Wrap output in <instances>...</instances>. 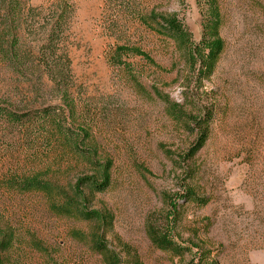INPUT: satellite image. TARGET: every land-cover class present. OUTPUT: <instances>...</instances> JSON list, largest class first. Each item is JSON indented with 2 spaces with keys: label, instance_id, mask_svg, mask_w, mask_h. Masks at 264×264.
I'll list each match as a JSON object with an SVG mask.
<instances>
[{
  "label": "rangeland",
  "instance_id": "obj_1",
  "mask_svg": "<svg viewBox=\"0 0 264 264\" xmlns=\"http://www.w3.org/2000/svg\"><path fill=\"white\" fill-rule=\"evenodd\" d=\"M47 1L27 0L34 7ZM72 2L69 55L76 107L67 122L86 128L96 160L111 164L109 187L83 194L88 210L106 214L103 240L118 264L188 262L189 253L177 257L153 246L146 233L150 223L170 230L177 243L208 252L218 264H264V0H218L225 49L211 77L200 82L173 42L142 24L151 9L173 13L198 42L201 14L195 0ZM116 44L140 46L154 60L127 59L137 82L108 63ZM9 79L0 76V100L30 108L61 105L36 75H28L31 87L20 91L8 89ZM155 90L187 112L212 111L208 139L193 158L180 160L194 140L193 125L169 118ZM6 142L7 151L0 150V225L13 245L0 260L108 264L73 236L88 234L94 223L55 214L42 193L8 190L9 172L22 173L36 162L24 141ZM80 172L65 175L62 184ZM186 186L208 202L199 206L178 197L180 219L170 228L163 195H182Z\"/></svg>",
  "mask_w": 264,
  "mask_h": 264
},
{
  "label": "trees",
  "instance_id": "obj_2",
  "mask_svg": "<svg viewBox=\"0 0 264 264\" xmlns=\"http://www.w3.org/2000/svg\"><path fill=\"white\" fill-rule=\"evenodd\" d=\"M179 1L184 3V0ZM195 3L201 14V36L198 42L193 40L187 26L173 13L151 9L142 18V24L172 41L200 82L209 79L214 73L224 52L225 42L221 36L223 16L218 0H195ZM73 14L72 0H48L38 7L31 6L27 0H0V76L10 78L5 85L16 91L30 88L26 77L36 75L41 87L49 85L61 101V105L30 108L19 106L11 99L0 100V150L7 151L8 139H20L24 141L25 150L34 153L36 162L22 173L9 172L4 185L10 191L42 193L55 214L94 223L95 228L91 232L75 231L74 238L87 242L90 249L102 255L108 264H118V256L112 253L103 240L106 214L88 210L83 194L84 190L94 194L104 192L109 187L111 164L96 160V149L86 128L67 122L76 107L71 97L74 78L69 55V30ZM132 56L155 63L148 52L131 44H116L108 57V63L123 67L137 82L127 61ZM155 95L164 103L169 118L176 123L193 125L191 130L194 140L180 160L184 162L193 158L208 139L212 111L202 109L187 112L183 105L171 100L168 95L158 90H155ZM80 169L83 172L67 184H62L61 179L65 175ZM87 170L91 173H85ZM183 189L182 195H163L168 202L166 221L170 228H175L180 219L178 197L184 199L183 203L191 201L199 206L208 202L187 186ZM146 233L153 246L163 252L177 257L189 253L186 264H218L208 252L204 253L200 249L193 251L177 243L170 230L159 229L150 223ZM12 245V235L4 232L0 225V254L7 252ZM0 264L4 263L0 260Z\"/></svg>",
  "mask_w": 264,
  "mask_h": 264
}]
</instances>
